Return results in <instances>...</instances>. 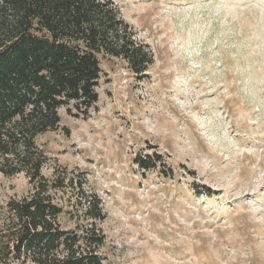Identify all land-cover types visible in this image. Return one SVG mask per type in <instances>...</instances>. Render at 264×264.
<instances>
[{"label":"rangeland","instance_id":"1","mask_svg":"<svg viewBox=\"0 0 264 264\" xmlns=\"http://www.w3.org/2000/svg\"><path fill=\"white\" fill-rule=\"evenodd\" d=\"M112 1L153 60L99 54V100L37 137L64 226L85 191L104 264H264V0ZM31 189L0 173V204Z\"/></svg>","mask_w":264,"mask_h":264},{"label":"trees","instance_id":"2","mask_svg":"<svg viewBox=\"0 0 264 264\" xmlns=\"http://www.w3.org/2000/svg\"><path fill=\"white\" fill-rule=\"evenodd\" d=\"M101 53L136 74L153 60L112 0H0V173H24L32 187L0 204V264H104L101 199L83 191L67 229L57 192L72 179L45 176L37 143L60 128V108L86 116L99 100Z\"/></svg>","mask_w":264,"mask_h":264}]
</instances>
